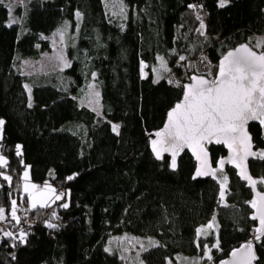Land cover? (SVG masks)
Wrapping results in <instances>:
<instances>
[{"label": "trees", "instance_id": "1", "mask_svg": "<svg viewBox=\"0 0 264 264\" xmlns=\"http://www.w3.org/2000/svg\"><path fill=\"white\" fill-rule=\"evenodd\" d=\"M115 1L116 6L113 0H28L21 26L7 25L9 10L0 3L1 151L13 179L0 189V209L9 211L26 166L34 182L51 181L69 192L67 208L64 198L27 209L19 224L8 214L6 224L16 233L0 238V264H123L106 246L125 232L156 238L158 245L140 256L145 264L194 257L207 244L218 246V264L249 241L255 264H264L252 191L233 169H217L224 147H207L217 172L205 180L194 178L196 162L188 152L173 168L170 158L157 160L149 147L150 135L182 97V88L156 77L160 60L174 69L181 56L192 59L206 51L218 62L239 44L264 36V0H223V7L221 0ZM57 31L70 62L61 74L66 83L55 73L23 75L22 60L49 51L45 37ZM94 74L101 114L78 101ZM249 131L259 152L250 172L264 191V127ZM214 217L216 233L199 237Z\"/></svg>", "mask_w": 264, "mask_h": 264}, {"label": "rangeland", "instance_id": "2", "mask_svg": "<svg viewBox=\"0 0 264 264\" xmlns=\"http://www.w3.org/2000/svg\"><path fill=\"white\" fill-rule=\"evenodd\" d=\"M112 1V0H110ZM114 6L118 5L113 0ZM4 5L9 10L7 25H19L21 26L24 21L22 13L25 12L28 0H3ZM226 2L223 1V4ZM20 8V13L17 8ZM15 21V22H13ZM51 42V49L41 54L40 58L24 59L21 62V71L25 76H35L39 74L55 73L59 75V82L66 83L62 73L70 67V62L67 59L65 53V40L62 32L57 31L49 37H45ZM249 43L258 51H264V36H258L251 38ZM264 53V52H262ZM184 57V56H181ZM156 77L165 76L167 82L179 88H182L187 83L191 76L195 74L205 75L210 80H214L218 71V62H214L210 59L208 53L202 52L192 59H179L174 69H168L163 60H160L159 64L154 68ZM140 73L142 78H146L148 73L146 71V64L141 63ZM96 75L94 74L90 83L87 86L85 93L78 99L81 106H86L93 110L97 114L102 113L101 93L98 85L95 81ZM27 92L30 103L33 102L32 86L27 84ZM98 94V95H97ZM69 127V126H68ZM76 130H80L81 126H74ZM3 125L0 126V189L5 185L11 186L13 184L12 177L4 170L7 165V158L1 151ZM263 152L260 151V155ZM8 177L10 179H5ZM35 186V187H33ZM16 190V189H15ZM226 186L222 187L223 197H225ZM60 196V199H56ZM65 198V203L68 205L69 192L60 190L51 181L44 183L34 182L31 178L30 167L26 166L22 172L20 183L17 190L11 197L10 208L8 211L9 218L16 224H19L21 216H25L27 209L31 210L37 207L44 208L52 206L57 202L62 201ZM15 202V203H13ZM35 202V207L33 203ZM43 205V206H42ZM23 214L20 215L22 212ZM8 217V216H6ZM7 219V218H6ZM6 219L2 220L6 224ZM208 225H211L209 228ZM9 234H15L16 232L6 224ZM217 230L216 217L202 226L198 230V235L201 238H207L214 235ZM8 234V233H7ZM19 238L24 237V231L21 229L19 232ZM158 242L154 237H140L130 233H123L118 236H113L109 239L106 251L111 254H117L123 261V264H145L141 261V254L153 247H156ZM218 248L215 244L206 245L205 250L199 255L190 257L184 254H179L174 261L170 260L169 264H214L216 255L213 254V249Z\"/></svg>", "mask_w": 264, "mask_h": 264}, {"label": "snow or ice", "instance_id": "3", "mask_svg": "<svg viewBox=\"0 0 264 264\" xmlns=\"http://www.w3.org/2000/svg\"><path fill=\"white\" fill-rule=\"evenodd\" d=\"M2 2L3 0H0V3ZM220 6H224L223 0ZM180 59L183 60L184 57ZM191 79L195 83L184 86L186 91L183 102L176 104L168 113V123L164 131L156 133L161 139L152 141L157 158H161V151L156 148L158 143L163 146V151H172L171 167L173 168L176 167V153L185 146L201 147L203 150L202 143L211 142L213 139L217 143L239 140L241 144H245L250 139L244 132L247 122L258 120L264 124V54L257 55L247 46H242L236 52H229L221 61L216 80L210 82L203 78L191 77ZM3 123L4 121L0 120V126ZM117 128L118 126L113 125L114 131ZM165 142L166 146H164ZM246 154L254 155V153ZM197 158L199 159V156ZM205 174L197 172L198 176ZM5 179L10 178L5 177ZM60 198V196L56 197V199ZM63 207L67 208L68 205L64 204ZM253 207H256L255 202ZM0 212H3V209H0ZM260 223L264 226V211L261 212ZM49 227L54 225L49 224ZM208 227L210 228L211 225ZM245 247L251 251L250 244ZM252 259H255L254 255Z\"/></svg>", "mask_w": 264, "mask_h": 264}, {"label": "water", "instance_id": "4", "mask_svg": "<svg viewBox=\"0 0 264 264\" xmlns=\"http://www.w3.org/2000/svg\"><path fill=\"white\" fill-rule=\"evenodd\" d=\"M242 46H247L250 50L257 53V55L264 54V53L256 50L253 46H251V44H249L247 42L239 44L235 48L227 51L220 58V60L218 61V71H217V74H216V77L214 80H216L218 78L219 66H220L221 61L224 60V58L228 55L229 52H236ZM191 77H196L197 79L203 78V79L208 80L210 82L213 81V80H210L205 75H200V74H195ZM194 83H195V81L190 78V80L187 83H185L184 86L185 85H191ZM184 86L182 87V97L176 104L183 102V97H184V94L186 91ZM176 104L167 112L165 122H164L162 128L158 132L164 131L165 126L168 123V113L175 108ZM252 125H261L262 127H264V124H261L258 120L248 121L247 124L244 126V132L247 134V137H249L250 139H248L245 142V144H241L239 140H236V141L230 140L229 143H223V142L217 143L216 140L213 139L211 142L204 141L202 143V149L203 150H201V147H188V146L183 147L182 149H180L176 153L175 159L177 162L179 156L183 152H188L192 156L194 161L196 162V170H195L194 178L196 180H198V179L205 180V179H209V178H214L216 176L217 170L214 168V166L212 164L211 156H210V153H209L207 147L211 146V145H218V146L224 147V149L226 151V156L218 161L217 169L218 170H225L226 168L233 169L236 172L237 178L242 183L246 184L247 188L252 191V194L254 197V202L256 204V207H254V213H253L252 218L255 217V219L253 218V220L257 224V230L261 229V231H258V234H257V237L260 238V237L264 236V226H262L260 223V215H261V212L264 211V199H261L262 197H264V191H261L258 189L256 182L253 184V181H255V180L252 177L251 172H250V162L256 161L259 157V152L256 150V147L253 143V138H252L250 131H249V128ZM158 132H156V133H158ZM156 133L151 134L150 140H149V147H150L152 154L154 155V157L157 160H162L163 158H170V160H171L172 159V151H163L162 150L163 146L159 143L156 145V148H157V150L161 151V158H157L156 151L153 150L152 141L153 140L159 141L161 139V137H157ZM164 146H166V142H165ZM246 153H254V155L253 154H246ZM198 156H199V159L197 158ZM221 161H223V164H221ZM202 162H204V163H202ZM198 171L204 172L206 174L198 176L197 175ZM241 173H243V174H241ZM245 177H249V179H245ZM249 244L251 245V251L249 250V248L245 247L246 245H249ZM233 253H235V255H233ZM253 255H254L255 259H252ZM257 259H258V256L256 253L254 241H249V242L242 244L238 248H235L234 250H232L230 252V254L228 255V257L226 259L220 261L218 264H255Z\"/></svg>", "mask_w": 264, "mask_h": 264}, {"label": "built area", "instance_id": "5", "mask_svg": "<svg viewBox=\"0 0 264 264\" xmlns=\"http://www.w3.org/2000/svg\"><path fill=\"white\" fill-rule=\"evenodd\" d=\"M22 230L24 231V229H22ZM7 232H8V228H7L6 224L0 220V238L3 235L7 234Z\"/></svg>", "mask_w": 264, "mask_h": 264}, {"label": "crops", "instance_id": "6", "mask_svg": "<svg viewBox=\"0 0 264 264\" xmlns=\"http://www.w3.org/2000/svg\"><path fill=\"white\" fill-rule=\"evenodd\" d=\"M1 209H3V212H0V219L5 220L7 218L6 216H8V211L5 208H1ZM19 232L20 231H18L17 233L19 234ZM7 233L8 234L10 233L9 230Z\"/></svg>", "mask_w": 264, "mask_h": 264}]
</instances>
